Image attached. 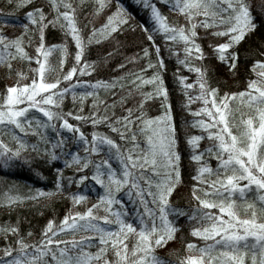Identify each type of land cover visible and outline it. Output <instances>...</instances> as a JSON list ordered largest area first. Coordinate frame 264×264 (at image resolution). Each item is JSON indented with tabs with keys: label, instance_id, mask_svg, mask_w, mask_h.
<instances>
[{
	"label": "snow or ice",
	"instance_id": "1",
	"mask_svg": "<svg viewBox=\"0 0 264 264\" xmlns=\"http://www.w3.org/2000/svg\"><path fill=\"white\" fill-rule=\"evenodd\" d=\"M7 2L14 4L12 11H15L29 5L31 0ZM168 3L172 11L184 15L186 23L170 22L157 0H144L154 27L150 30L143 27L149 33L148 39L153 42L158 57L160 46L155 44L154 33H161L165 41L173 44L182 42L184 56L178 58V63L196 73L192 83H187L188 78L183 75L179 76V82L185 89L198 85L194 95L187 92L185 95L189 104L194 98L202 101L199 108L189 109L194 117H200L191 123L206 132L210 141L206 149L198 150L202 135L186 138L192 150L190 159L197 165L193 176L197 183L192 184L191 196L198 203L186 213L169 199L182 180L181 153L177 149L179 132L172 123L170 108L155 117L144 112L145 101L153 94L163 93L167 102V90L159 75V69L164 67L163 60H146V68L157 69L151 76L145 75L143 69H137L136 73L113 77L111 81L74 79L76 73L94 70L85 58L86 41L77 23L76 6L73 0H48L47 11L45 5L40 4L25 13L32 28L25 23L24 31L14 36L0 29V64L7 65L11 74L14 58L28 61V70L17 71V82L7 85L6 91L0 93V168L8 169L17 159H28L22 153L29 148L37 154L45 153L49 160L69 155L65 165H78L76 172L81 173L69 177V183L74 181L79 186L89 181L85 170L90 169L92 187L99 186L101 191L94 203L83 211L66 213L58 225L54 226V221L49 219L38 241H26L16 224L0 225V233L10 232L17 236L16 247L11 243L4 247L0 264H169L154 249L174 237L181 228L176 217L184 215L190 222L191 234L203 243L189 240L186 248L190 254L182 256L180 264H264V59L257 58L250 66L255 75L248 79L246 88L238 92L225 91L222 95L218 85L212 86L208 69L195 63V59L202 60L207 55L198 42V27H214L213 35L226 37L221 42L210 41V46L216 58L234 71L238 63V52L234 49L257 28V24L248 0H168ZM127 20V11L117 0V8L101 28L108 33ZM3 23L10 21L4 18ZM49 25H58L75 43L74 62L66 72L63 69L68 55L67 44H46L45 29ZM36 31L39 43L35 46V55H31L24 46L25 37L31 43V34ZM97 31L93 27L88 42ZM208 34L205 31L204 35ZM54 49L60 51L58 67L61 71L50 80L48 75L57 70L49 60ZM170 51L181 49L173 46ZM149 53L146 46L141 55L148 58ZM32 61L36 62L35 66ZM122 67L117 65V68ZM29 75L30 82L20 83L19 78L27 79ZM125 83L132 87L123 94L115 91L123 90ZM145 84H155L154 93L140 91ZM77 85H83L85 90L77 93ZM101 88L114 99H100ZM134 90L139 92L141 99L124 108ZM69 92L80 108L65 113L63 103ZM88 97L95 98L85 114L83 109ZM232 102H236L235 107ZM117 103L123 109L122 115L112 111ZM31 110L38 111L42 117ZM69 116L93 125L91 139L79 124L69 121ZM100 123H107L125 143H119L112 135L96 128ZM48 128L57 131L55 139L48 138ZM58 128L74 134L73 139L83 145V154L79 151L65 154L66 138L59 134ZM21 133H32L36 141L29 145ZM4 136H10L16 146H10ZM56 148L60 149L59 153ZM205 153L215 157V167ZM56 173V191H60L63 169H56ZM88 187L85 183L83 192L71 194L74 205L87 202ZM121 190L133 199L135 212L130 213L119 199L117 194ZM43 194L51 193L36 190V195ZM25 199L22 195L6 192L0 205L12 206ZM97 209H103L104 214L99 215ZM129 215L134 220L127 219ZM66 232L72 235L57 238L58 235L64 237ZM76 233L86 235L77 236ZM27 234L31 235V230ZM93 237L99 242L94 253L85 247L95 243ZM130 237L134 240L131 247L127 242ZM109 251L112 259H109Z\"/></svg>",
	"mask_w": 264,
	"mask_h": 264
},
{
	"label": "trees",
	"instance_id": "2",
	"mask_svg": "<svg viewBox=\"0 0 264 264\" xmlns=\"http://www.w3.org/2000/svg\"><path fill=\"white\" fill-rule=\"evenodd\" d=\"M76 6V19L80 28L81 34L86 41V56L85 58L92 64L93 71L88 73H76L74 79L81 80H97L104 79L111 81L113 77H121L127 73H136L137 69H143L145 75L151 76L153 71H157L155 67L149 69L145 67L147 59L156 61L162 59L164 67L159 69V75L162 77L163 86L167 90V102L165 103L164 94H153L150 99L145 101L144 112L148 116H159L170 108L172 115V123L178 129L179 138L177 141V149L181 153V171L182 180L178 182L177 186L173 190L169 199L171 203L179 208L185 209L186 213H190V210L194 204L198 201L194 200L191 196L192 184L197 183L193 179L195 174L196 162L190 159L192 150L187 143L188 135H202L201 141H199V149H206L210 143L206 132L200 128L195 127L191 121L196 118L193 112L189 109L199 108L202 101L193 99L192 103L187 102L188 95H194L198 91V85L191 89H185L179 82V76L183 75L188 78L187 83H192L196 80V73L185 68L182 64L178 63V58H183L184 53L182 51V42L165 41L162 34L159 32L154 33L155 44L160 46L159 57L157 56V50L153 45V42L148 39V32L145 31L143 26H147L149 30L154 27V21L151 18L149 8L143 6L142 3L136 0H119V3L127 11L128 20L125 24L120 25L114 31L105 33L101 28L107 22L108 16L117 8V0H103V6H101V0H73ZM159 7L164 12L170 22L186 23L183 14L172 11L169 7L168 0H157ZM40 4L45 5L47 11L48 0H31V3L23 8L12 11L14 4L8 3L7 0H0V29L8 35H19L24 31L23 25L29 24V28L33 25L26 19L25 13L30 7H36ZM250 10L252 11L254 21L257 24V28L252 30L250 34L246 35L234 50L238 52V63L234 71L229 70L227 64L222 63L216 58V54L210 46V41L221 42L226 37H220L213 35L214 27L204 29L198 27L199 33L198 42L202 45L204 52L207 54L202 60L195 59V63L204 65L208 69V77L212 86H219L220 94L225 91H240L247 87L248 79L255 74L252 72L251 65L257 58L264 59L261 53H264V6H262V0H248ZM99 8L100 11H96ZM7 18L10 23L4 24L3 19ZM200 17H198L199 19ZM93 27L98 31L93 34L91 42H88V35L92 32ZM205 31L209 34L204 35ZM45 42L46 44L66 43L68 49V55L65 57V66L63 71H67L68 68L73 65V57L75 52V43L72 40L71 35H66L58 25H49L45 29ZM39 43V33L36 31L31 34V43H28V37H25L24 46L31 55H35V46ZM150 49L149 57L146 58L141 55L145 47ZM181 49L179 52L170 51L171 47ZM133 57H136L133 60ZM60 59L59 49H54L49 57L50 62L57 66L55 72H51L48 75V79H54L60 74L58 67ZM35 66L36 62H31ZM117 65H123L122 68H117ZM11 74L7 65L0 64V93L6 91V86L16 83V72L19 70H28V61L14 58L11 61ZM177 69L179 71L177 72ZM20 83L30 82L31 75L27 79L19 78ZM131 79V77H129ZM66 86V84H65ZM90 87V86H89ZM132 85L125 83L123 90L115 89V91L121 92L131 88ZM155 84H145L140 91L154 93ZM83 85H77L75 91L79 93L84 91ZM100 99L111 100L114 99L103 88L99 90ZM95 97H88L84 104V113L87 114L91 107V101ZM79 99V97H78ZM141 99L139 92L134 90V94L127 98V102L124 108L129 105L138 103ZM235 107L236 102H232ZM80 108V104L74 102L71 92L68 93L64 103L63 110L65 113L69 111L75 112ZM35 114L42 117V114L36 110H31ZM101 111L103 108L101 107ZM117 115L123 114V109L120 104L117 103L115 109H112ZM239 115V114H237ZM208 118V117H204ZM69 121L74 124H79L82 130L88 134L91 139V132L93 125L86 123L85 121H77L74 116L68 117ZM100 131L107 132L112 135L119 143L124 144V141L119 139V135L111 131L107 123H100L96 125ZM18 133V130H15ZM59 134L65 137V154H70L72 151H79L83 154V145L78 144L73 139V133L67 129H59ZM31 145L36 141L35 135L32 133L20 134ZM47 135L49 139H55L57 137V131L52 128L47 129ZM5 141L12 147H15L14 140L10 136L3 137ZM143 143V141H141ZM44 147V145H42ZM56 152H60L59 148L55 149ZM95 155V154H94ZM207 156V153H205ZM22 156L28 159H17L15 163L8 169L0 168V199L4 198L6 192L10 195H22L26 197L23 201H17L12 206L0 205V225L16 224L19 226L20 235H23L26 241L39 240L44 226L49 219L54 221V226L59 224L60 219L66 213L70 211L80 210L83 211L87 206L94 203L98 198L99 186H95L94 182L90 181V169H86L85 173L89 174V181L83 182L81 185H77L74 181L70 184L69 177L73 174L76 176L81 173L76 172L78 165L66 166L64 161L70 158L69 155L61 156L57 160H49L47 155L43 152L37 154V152L31 150V148L25 150ZM209 163L215 167L217 161L215 157L207 156ZM114 166L118 167L116 162H113ZM63 169L64 179L62 181V189L56 191V169ZM87 183L88 187V200L86 203L74 205L71 200V194L76 191H84V184ZM10 186H12L10 188ZM40 189L44 193L50 191L51 194L36 195V190ZM118 197L123 201L130 213L135 212V206L133 199L129 198L124 190H121ZM249 195H253L249 193ZM35 197V198H33ZM142 210V208H141ZM99 215L104 214L103 209L96 210ZM127 219L134 220L132 215L127 216ZM181 228L175 233L174 237L168 240L163 246H158L154 249L156 254L169 264H180V258L184 255L190 254L186 248L189 240H194L197 243H203V241L195 237L190 232V222L187 219V215L176 217ZM31 230V235L27 233ZM72 233L66 232L64 237L57 236L59 239H65L70 237ZM77 236L86 235L85 233H76ZM7 237V238H5ZM17 239L16 234L13 233H0V255L3 254L4 247L11 243L13 247H16L15 241ZM95 243L91 246L85 245L88 251L95 252L98 247V238L93 237ZM129 247L134 243L133 238H129L127 241ZM109 259H112V253H108ZM51 260V256L48 257ZM54 264V262H53Z\"/></svg>",
	"mask_w": 264,
	"mask_h": 264
},
{
	"label": "rangeland",
	"instance_id": "3",
	"mask_svg": "<svg viewBox=\"0 0 264 264\" xmlns=\"http://www.w3.org/2000/svg\"><path fill=\"white\" fill-rule=\"evenodd\" d=\"M136 1L142 3L143 6H144V0H136ZM149 10H150V9H149Z\"/></svg>",
	"mask_w": 264,
	"mask_h": 264
}]
</instances>
